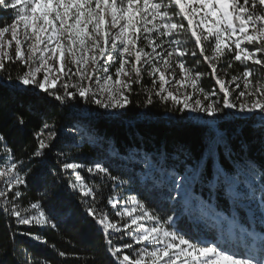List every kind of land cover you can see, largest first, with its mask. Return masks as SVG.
<instances>
[{"label": "snow or ice", "instance_id": "snow-or-ice-1", "mask_svg": "<svg viewBox=\"0 0 264 264\" xmlns=\"http://www.w3.org/2000/svg\"><path fill=\"white\" fill-rule=\"evenodd\" d=\"M189 55L198 60L202 57L211 69L210 76L223 94L220 100L213 99L218 95L214 89L200 87L202 73L193 75L186 67L183 58ZM224 60L229 61L227 69L233 68L231 61L244 67L226 80L218 74V65ZM113 61L118 64L115 78L110 71ZM8 63L17 65L19 71L15 79L11 75L7 81L0 77V93L11 89L24 96L29 111L66 106L77 97L105 110L125 109L132 103V85L141 84L147 71L153 79L145 107L156 97L181 113L214 117L234 109L241 114H264V77L254 82L248 66L251 63L264 71V0H0V72ZM174 66L180 69L182 79L175 80L174 71H170ZM172 80L179 86L175 91L165 87ZM241 83L242 90L236 91ZM230 85L235 87L230 90ZM186 87L192 92L181 91ZM25 116L24 110L18 111L15 125L27 127L31 120ZM35 128L39 129L33 132L36 147L27 155V163L15 159L0 132V154L7 161L0 168L4 185L0 189V212L14 217L17 224L57 228V217L46 209L70 188L83 197H92L91 203H82L90 218L88 223L104 235L106 254L111 258L107 264H256L251 257L241 258L243 252H233L218 241L182 232L174 215H158L131 195L123 205L115 196L107 200L123 221L113 222L96 206V193L79 174L75 180H65L62 175L69 170L75 174L84 165L62 161L59 167L50 166L49 154L58 139L54 123L46 119ZM86 170L123 183L100 162ZM31 183L37 185L40 195L30 207L20 209L15 203L21 196L20 188ZM114 233L121 234L117 243ZM32 239L47 243L39 235L32 234ZM261 251L264 254V248ZM12 254L19 257L12 264H48ZM58 255L67 254L59 251Z\"/></svg>", "mask_w": 264, "mask_h": 264}, {"label": "trees", "instance_id": "trees-1", "mask_svg": "<svg viewBox=\"0 0 264 264\" xmlns=\"http://www.w3.org/2000/svg\"><path fill=\"white\" fill-rule=\"evenodd\" d=\"M184 62L193 74L202 73L200 87L205 91L219 90L210 76L211 69L203 63L202 57L198 60L189 55L184 57ZM231 62L234 65L232 69H227L228 60L218 65V73L225 75L227 69V79L238 75L244 67L239 62ZM248 66L253 70L254 82L264 77V71L259 66L251 63ZM18 71L17 65L8 63L6 70L0 72V77L7 81L11 75L15 79ZM152 79L147 71L143 72L141 84L132 85V103L115 118L79 97L66 106L29 111L24 96L11 89L6 90L0 93V132L13 149L15 159L27 163V155L36 147L33 132L39 129L35 128V124L46 119L54 123L58 139L56 148L49 154L50 166L59 167L62 161L84 165L75 174L69 170L62 175L65 180H75V175L79 174L96 193V206L108 213L115 223L123 221L115 216L117 209L108 205L107 200L115 196L123 205L131 195L146 203L158 215H174L182 232L201 240L220 243L217 226L196 222L195 208L184 210L174 198L172 186L159 178V174H165L175 181L190 175L195 176L190 191L192 204L198 198L210 215H221L264 236V119H241L230 114L226 121L218 124L220 136L217 137L206 126L190 121L186 113L175 111L170 102L153 97V104L145 107L144 101L152 89ZM20 110L26 112V120H31L24 128L14 123ZM83 130L95 137L96 141L87 137ZM5 162L3 154H0V166ZM95 162L106 166L123 183L113 182L107 176L89 174L86 169ZM149 162L156 169L152 175H147L144 168ZM242 172L250 173L253 185L244 186V193L239 198L228 192L231 183H225L222 175L242 183ZM3 187L0 182V189ZM20 190L21 196L15 201L20 209L30 207V202H35L40 195L34 183L22 185ZM84 200L91 203L92 197H83L69 188L59 202L48 206L46 211L50 210L57 217L54 221L58 224L57 228L20 225L14 217L0 212V258L3 264L19 260L13 252L34 261L46 260L48 264H90L92 261L107 264L111 258L106 254L104 235L88 223L90 218L86 217ZM29 232L30 235H25ZM32 234L39 235L47 243L33 240ZM120 235L113 234L114 243L119 242L117 238ZM123 239L127 240L128 237ZM134 247L139 250L141 246ZM59 251L67 255L60 257Z\"/></svg>", "mask_w": 264, "mask_h": 264}, {"label": "rangeland", "instance_id": "rangeland-1", "mask_svg": "<svg viewBox=\"0 0 264 264\" xmlns=\"http://www.w3.org/2000/svg\"><path fill=\"white\" fill-rule=\"evenodd\" d=\"M186 22V21H185ZM147 51H150V49H146ZM11 54L14 55V49L11 51ZM184 59V58H183ZM115 61L112 62V67L110 69L111 73L113 74V77L115 78V71L116 68L118 67V64L116 63V66H114ZM170 71H174L175 73V80H180L182 79V74L180 73V69L176 68L175 66L173 69ZM193 74V73H192ZM222 78L226 80H231L227 79L223 73H218ZM42 77V73L40 74ZM102 75V74H101ZM167 75V74H166ZM195 75V74H193ZM123 79H127V77H124ZM171 80V77H169ZM175 80H172V83L165 85L166 88H168L171 91H175L178 85H175ZM73 83L75 82V79L72 81ZM92 86L95 89L97 86L95 84V81H92ZM235 85H230V90L231 88H234ZM243 88V84L241 83V88L237 89L236 91H240ZM181 91H186V92H192L191 87H186L184 89H181ZM218 95L213 97V99L218 100V98L221 99L222 93H219V90L217 91ZM202 99V97H199ZM233 101H235V94H233L232 97ZM103 109V108H101ZM105 113L109 115L110 117H117L119 116L123 109H115V110H105ZM226 112L218 113L214 117H208L202 113H189L190 117L194 119L193 117H199V119H194L196 121H201L204 123H221L224 122L228 119V115H233L234 117L241 118V119H248L250 117H256L258 120H262V117H264V114L261 113H250V114H241L234 109H225ZM187 115V113H186ZM7 162V161H6ZM5 162V163H6ZM4 163V164H5ZM4 164L0 166V168L4 167ZM145 170L147 172V175H152L155 173L156 169H154L152 166H147L145 167ZM241 177L243 178L242 183H240L238 180H227V183H231L228 187V192L235 197H241V195L244 193V186H251L253 185V180L252 177L250 176V173L247 172H242ZM159 178H161L164 182H168L173 190L174 198L180 199L179 203L182 207L183 206V200H184V195L186 193L185 189V184L186 182L191 180L190 175L183 176L182 178H179L175 181H171L170 177L165 174H159ZM177 183H179L181 186L178 188ZM241 190V192H238ZM193 206V205H192ZM128 207H131V204L128 205ZM195 208L194 210V217H196L194 220L201 225H207V224H212L217 226V233H218V239L224 247H227L231 249L233 252L239 253L243 252L244 256L241 258H248L251 257L256 264H264V254H262V248H264V236L260 234H254L250 232L249 230L241 227V226H236V223L231 222L228 218H225L221 215L214 214L210 215L209 210L206 209V206H201V205H194ZM127 219V218H126Z\"/></svg>", "mask_w": 264, "mask_h": 264}, {"label": "built area", "instance_id": "built-area-1", "mask_svg": "<svg viewBox=\"0 0 264 264\" xmlns=\"http://www.w3.org/2000/svg\"><path fill=\"white\" fill-rule=\"evenodd\" d=\"M187 118L192 121L194 124H197V125H202V126H206L207 128H209L211 131H213L217 137L220 136V133L218 132L217 130V126L219 123H216V122H213V123H204V122H201V121H196L194 119H192L189 115V113H187ZM73 133V132H72ZM83 133L89 137V138H92L93 141L95 142L96 141V138L95 137H92L89 133L87 134L85 130H83ZM153 163L152 162H149L147 164L144 165V168L147 167V166H152L153 167ZM155 169V168H154ZM182 178V177H180ZM195 178L194 177H191V180L184 183L185 184V189H186V193L184 195V200H183V206L182 207L184 210H187L191 207H193L194 205H201L198 198L194 199V204H192L191 200H190V191H191V187H192V184H193V179ZM222 178L224 179L225 183H227V180H231V179H227L224 175H222ZM178 181H179V178H178ZM175 192V190H173ZM176 199V197H175ZM178 202L180 201V199H176ZM193 205V206H192ZM236 226H240L239 224L236 223Z\"/></svg>", "mask_w": 264, "mask_h": 264}]
</instances>
